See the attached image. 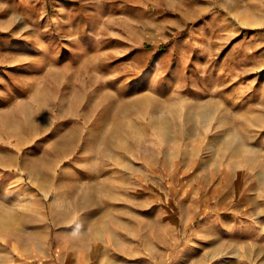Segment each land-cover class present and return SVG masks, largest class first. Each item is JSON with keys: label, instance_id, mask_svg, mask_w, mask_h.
Wrapping results in <instances>:
<instances>
[{"label": "rangeland", "instance_id": "374dc122", "mask_svg": "<svg viewBox=\"0 0 264 264\" xmlns=\"http://www.w3.org/2000/svg\"><path fill=\"white\" fill-rule=\"evenodd\" d=\"M127 262L264 264V0H0V264Z\"/></svg>", "mask_w": 264, "mask_h": 264}, {"label": "crops", "instance_id": "0c3cea01", "mask_svg": "<svg viewBox=\"0 0 264 264\" xmlns=\"http://www.w3.org/2000/svg\"><path fill=\"white\" fill-rule=\"evenodd\" d=\"M183 1H186V0H183ZM188 1V5L190 6H192V7H195V2L197 1V0H187ZM193 4H194V6H193ZM195 11H196V8H195ZM194 16H195V13L193 14ZM191 18H192V15H191ZM123 264H128V262L127 263H123Z\"/></svg>", "mask_w": 264, "mask_h": 264}]
</instances>
